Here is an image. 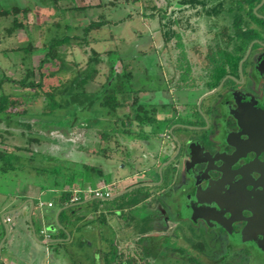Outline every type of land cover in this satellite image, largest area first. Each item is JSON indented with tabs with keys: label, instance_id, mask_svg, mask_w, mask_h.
Wrapping results in <instances>:
<instances>
[{
	"label": "flooded vegetation",
	"instance_id": "flooded-vegetation-1",
	"mask_svg": "<svg viewBox=\"0 0 264 264\" xmlns=\"http://www.w3.org/2000/svg\"><path fill=\"white\" fill-rule=\"evenodd\" d=\"M239 3L167 8L165 28L160 21L166 50L156 51L162 88L133 89L121 108H131L134 115L125 114L131 118L155 122H134L131 135L121 132L133 129L128 123L112 132L145 153L137 155L138 170L126 153L131 172L125 180L134 182L105 181L110 196H91L83 227H100L95 244L87 243L91 264H222L225 258H231L228 264H264V0ZM189 33L197 36L190 39ZM194 39L198 45L190 50ZM139 187L153 190L98 210L101 201ZM136 209L146 212L142 221L152 225L143 227L147 231L131 223L129 212ZM182 223L211 236L210 256L198 237L180 230Z\"/></svg>",
	"mask_w": 264,
	"mask_h": 264
},
{
	"label": "rangeland",
	"instance_id": "rangeland-1",
	"mask_svg": "<svg viewBox=\"0 0 264 264\" xmlns=\"http://www.w3.org/2000/svg\"><path fill=\"white\" fill-rule=\"evenodd\" d=\"M179 1L84 0L64 1L55 6L50 0H0V11L13 7L29 8L28 13L22 12L15 17L26 27L12 34L8 33V29L11 28L14 17H0V80L7 76L13 81L4 84V91L29 93L16 110L23 115L13 117L9 123H0V148L16 152L23 158L15 169L10 168L6 172L0 169V212L6 198L28 193L37 186L52 188L73 182V185L79 188L85 180L87 185L100 188L105 181L112 179H122L123 186L134 182L133 179L125 180L131 172L125 160L126 153L131 154L130 158L137 163L138 170L140 162L137 155L145 153V150L139 149L136 142L121 133L108 138L101 134H111L115 128L120 131L122 126L115 123L116 119L124 118L126 113L132 116L134 114L128 107L109 114L100 104L98 90L106 82L109 69L113 65L117 72L124 68L123 71L127 70L133 74L131 85L134 90H161L162 85L158 80L161 69L156 51L166 50V47L159 19L162 14L168 13L169 6H180ZM73 7L84 8L69 10ZM93 21H107V24L101 29L85 33V29ZM65 36L72 38L71 44L63 46L59 56L42 67L45 74V90L66 83L77 75L79 68L87 70L92 50L103 55V62L98 67L100 74L96 81L87 86V95L79 100L73 97L60 98L63 107L50 114L45 107L44 98L33 97L32 90H23L14 82L25 75L26 68L35 67L38 71L42 60L51 52L52 41ZM189 36L192 39L197 35L189 33ZM82 39H86L88 43L81 45ZM188 43V49L191 50L197 40ZM30 44L33 50L26 51ZM160 99L166 102L170 98ZM83 104L84 108L81 107ZM132 130H135L134 126ZM31 138L39 142L30 144L28 140ZM17 148L26 150L17 151ZM86 165L97 167L104 175L101 177L97 171H88ZM152 190V187H139L123 198L103 200L98 210L103 211L105 206L109 205L119 206L134 195ZM49 197L51 195H46L44 199ZM77 213L75 218L79 217ZM146 215L142 209L129 212L128 217L130 220L132 218L131 223L140 229L139 232L148 230L143 227L152 226L142 221ZM75 218L73 222L81 228L77 236L72 238L75 243L72 247H67L61 264H91L93 255L91 250H88L87 243L95 244L99 224L93 222L83 227L80 226L83 223ZM129 218L126 219L127 223ZM118 226L121 229L123 223H116L115 227ZM181 229L190 238L192 235L198 237V241L203 243L205 255H211L212 246L208 244L211 236L209 238L202 231L195 230L189 223H182ZM119 234L120 239L122 233ZM105 237L109 239L111 234L107 233ZM230 260L231 258H225L222 264L231 263ZM201 264L211 263L202 261Z\"/></svg>",
	"mask_w": 264,
	"mask_h": 264
},
{
	"label": "trees",
	"instance_id": "trees-1",
	"mask_svg": "<svg viewBox=\"0 0 264 264\" xmlns=\"http://www.w3.org/2000/svg\"><path fill=\"white\" fill-rule=\"evenodd\" d=\"M55 6H59L61 2L64 1H84V0H50ZM139 1V0H136ZM213 0H180L178 5L180 6H200V5H207ZM261 0H241V3L239 5L245 6H256ZM221 6H225L223 3ZM84 8V7H82ZM86 8V7H85ZM80 10L81 7H73L69 8V10ZM29 8H19V7H13L11 9H4L0 11V17H14V21L12 23V26L10 29H8V33L12 34L14 32H17L20 28H25L21 22H18V20L15 18L20 13L23 12V14L28 13ZM166 16L162 14L160 16V21L163 25V28L166 27V25L163 23ZM238 19H241L239 15H237ZM107 24V21H93L90 23V25L85 29V33H88L91 30H97L101 29L104 25ZM238 33H242V26L241 23L237 25ZM164 35L167 36V33L165 32ZM71 39L69 36H65L62 39H54L51 43V52L47 53L45 58L42 60L40 66L38 67V71L35 67L32 68H26L25 69V75L20 79L14 82L16 85L21 87L23 90H32L33 93L31 94L33 97L38 98H44L46 101L47 111L53 113L58 108L63 107V104L59 101L60 98L65 97H73L74 99H81V97L88 94L87 92V86L90 83H94L97 79V77L100 74V69L98 68L100 64H102V54L96 51L91 52V56L88 61L89 68L87 70H81L79 68L78 73L76 76L68 80L66 83H61L59 86H54L49 88V90L44 89V78L45 74L42 72V67L45 65L46 62H49L53 58H57L60 53V49L63 46H66L67 44H71ZM82 44H87L86 39H82ZM33 50L32 45L30 44L26 51ZM108 54L110 52H107ZM38 72V73H37ZM133 80V74L127 70H122L121 72H117L115 70V65L111 66L108 72L107 80L106 82L101 85L100 89L98 90V93L100 94V104L103 108L107 109L109 114L116 113L119 109L125 107L127 105V102H129L131 95L134 93V90L132 88L131 82ZM7 82H13L10 80L7 76H4L0 80V123L2 122H11L12 118L15 116H22L23 114H19L17 108L21 105L22 100L24 98H27L29 95L28 92H24L23 94H16V93H5L4 91V84ZM85 106L84 104L81 105V107ZM84 108V107H83ZM26 114L25 112H23ZM132 116V115H131ZM130 114L124 115V118L118 117L116 119L115 123L121 124V126H125L126 123H128L129 127L133 126V123L136 121H139L143 124L148 125V123H154L155 120L151 118L147 119H141V116L138 115L137 118H131ZM114 133L118 130L115 128L112 130ZM121 132L126 134H133L132 129H126L121 130ZM104 138H108L109 136H113L115 134H107V133H101ZM28 142L31 143H38L39 140L37 139H30ZM26 149L17 148V151H22ZM22 157L18 156L16 152L9 151L6 148H0V169L4 172H6L8 169H15L17 165H19L22 161ZM88 171H97L99 176H103V171L98 169L97 167H91L86 165L85 166ZM73 181V180H72ZM70 183V182H69ZM84 183L85 180L82 181V185L79 186L80 193L78 194L81 198V201L85 198V189H84ZM65 185H69V190H64L61 193L60 202L61 204H71V199L75 195V188H73V182L70 184L65 183L62 185V187H65ZM61 218L64 220L66 218V214L63 212L61 214ZM81 227H78L77 231L79 232ZM61 237L67 238V235L64 231H61ZM75 243L74 240L70 241V243H59L57 246L61 249L67 250L68 244L72 245Z\"/></svg>",
	"mask_w": 264,
	"mask_h": 264
},
{
	"label": "crops",
	"instance_id": "crops-1",
	"mask_svg": "<svg viewBox=\"0 0 264 264\" xmlns=\"http://www.w3.org/2000/svg\"><path fill=\"white\" fill-rule=\"evenodd\" d=\"M73 188L79 190L75 185ZM91 188L99 187L84 183L85 191ZM100 188H107V183L104 182ZM69 189V185L62 187L61 184L52 188L37 186L28 193L6 198L0 212V244L6 238L2 245L0 264H61L65 257L64 249L57 245L70 243L77 236L79 226L73 222L75 215L78 212L79 217L75 219L85 224L92 203L91 196L85 192V198L80 203L62 205L61 193ZM46 195L51 197L45 200ZM39 202H43L44 207L40 208ZM63 212L67 219L61 218ZM8 217L12 219L11 222H6ZM4 223L7 224V236ZM61 231L66 233V239L61 237ZM68 246L72 247L70 244Z\"/></svg>",
	"mask_w": 264,
	"mask_h": 264
},
{
	"label": "built area",
	"instance_id": "built-area-1",
	"mask_svg": "<svg viewBox=\"0 0 264 264\" xmlns=\"http://www.w3.org/2000/svg\"><path fill=\"white\" fill-rule=\"evenodd\" d=\"M85 192H87L90 196H93L96 199H103L110 196V191L108 190V188H95L93 190L89 189ZM79 193H80L79 190L75 191V195L72 197L71 203L75 204L81 200L80 196L78 195ZM44 205L45 204L43 202H39L40 208L44 207ZM49 206H52V204H49ZM11 221L12 219L10 217L6 219V222H11Z\"/></svg>",
	"mask_w": 264,
	"mask_h": 264
},
{
	"label": "water",
	"instance_id": "water-1",
	"mask_svg": "<svg viewBox=\"0 0 264 264\" xmlns=\"http://www.w3.org/2000/svg\"><path fill=\"white\" fill-rule=\"evenodd\" d=\"M32 204H33V206H34V203L33 202H31ZM13 213V212H12ZM3 220L5 221V216H3ZM5 224V228H6V236H7V233H8V230H7V224L6 223H4ZM31 224H33L32 223V220H31ZM68 237H70V235L68 234ZM5 239L6 238H4L3 240H2V242H1V244H0V258H1V252H2V245H3V243H4V241H5Z\"/></svg>",
	"mask_w": 264,
	"mask_h": 264
}]
</instances>
